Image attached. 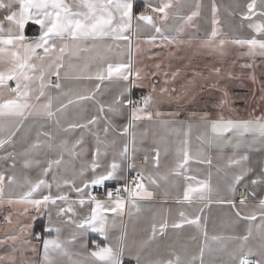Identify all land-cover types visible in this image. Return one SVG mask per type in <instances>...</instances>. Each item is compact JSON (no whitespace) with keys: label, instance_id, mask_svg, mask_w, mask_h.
I'll use <instances>...</instances> for the list:
<instances>
[{"label":"snow or ice","instance_id":"1","mask_svg":"<svg viewBox=\"0 0 264 264\" xmlns=\"http://www.w3.org/2000/svg\"><path fill=\"white\" fill-rule=\"evenodd\" d=\"M0 264H264V0H0Z\"/></svg>","mask_w":264,"mask_h":264},{"label":"rangeland","instance_id":"2","mask_svg":"<svg viewBox=\"0 0 264 264\" xmlns=\"http://www.w3.org/2000/svg\"><path fill=\"white\" fill-rule=\"evenodd\" d=\"M154 51L158 52V51H160V49L157 48V49H154ZM257 62L259 63V60ZM248 83L249 82H247V81L245 82V84H248ZM246 91H247V88L246 87H240L239 84L237 86H235L233 89V92L236 95H243ZM236 107H238L241 110V112H240L241 115L247 116V113L244 112V110H243L245 105L243 104L242 101L237 100L236 101ZM257 113H259V109H257Z\"/></svg>","mask_w":264,"mask_h":264},{"label":"crops","instance_id":"3","mask_svg":"<svg viewBox=\"0 0 264 264\" xmlns=\"http://www.w3.org/2000/svg\"><path fill=\"white\" fill-rule=\"evenodd\" d=\"M218 2H224V3H227L228 2V0H218ZM250 34V32H249V30H245V32L243 33V35H249ZM213 155H215V152H213ZM211 226V225H210Z\"/></svg>","mask_w":264,"mask_h":264}]
</instances>
